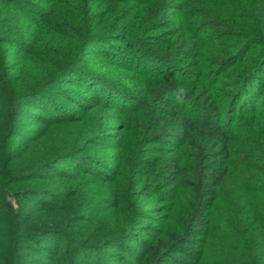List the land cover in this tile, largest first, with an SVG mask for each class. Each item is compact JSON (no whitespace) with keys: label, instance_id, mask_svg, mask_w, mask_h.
Returning a JSON list of instances; mask_svg holds the SVG:
<instances>
[{"label":"trees","instance_id":"trees-1","mask_svg":"<svg viewBox=\"0 0 264 264\" xmlns=\"http://www.w3.org/2000/svg\"><path fill=\"white\" fill-rule=\"evenodd\" d=\"M0 264H264V0H0Z\"/></svg>","mask_w":264,"mask_h":264}]
</instances>
